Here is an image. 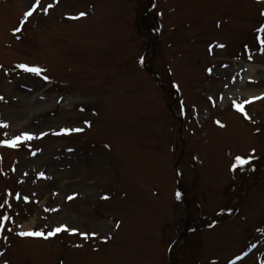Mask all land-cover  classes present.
Instances as JSON below:
<instances>
[{"label":"rangeland","instance_id":"rangeland-1","mask_svg":"<svg viewBox=\"0 0 264 264\" xmlns=\"http://www.w3.org/2000/svg\"><path fill=\"white\" fill-rule=\"evenodd\" d=\"M31 6L0 2V264H264V0Z\"/></svg>","mask_w":264,"mask_h":264},{"label":"snow or ice","instance_id":"snow-or-ice-1","mask_svg":"<svg viewBox=\"0 0 264 264\" xmlns=\"http://www.w3.org/2000/svg\"><path fill=\"white\" fill-rule=\"evenodd\" d=\"M59 3V0H55V3H50L47 4L46 6L41 7V0H34V6H31L30 9L28 11H26L24 13V17H31L33 15V13H36L38 9H40L41 11L44 12V14H48V11L52 8H54L56 6V4ZM87 13L85 12H81L79 13L78 16L76 17H69L70 19H78L80 17H84L86 16ZM26 22V20L24 21ZM22 27L23 25L17 27L16 29H14V32H19L22 31ZM261 31H264V29H262ZM219 47H225V45H219ZM143 62V61H141ZM2 67V66H0ZM20 68H22L25 72H31V73H35V74H40L42 71H44L43 69L36 67V66H29L27 64H21L19 65ZM209 73L212 72V69L209 68L208 69ZM45 79H48L47 76L44 77ZM264 97H256L255 99H262ZM4 97L0 96V100H3ZM212 99V98H210ZM221 100L223 99V96H221L220 98ZM249 103H251V101H248ZM213 106H215L216 101L212 100ZM234 106L236 107V109L240 112H243L245 117H247L248 119H251V117L248 116V113L244 111V107L242 104L240 103H235L234 102ZM216 124L219 125L221 128L226 127V125H224L220 120L216 121ZM4 128L8 127V124H3L2 125ZM91 126V125H89ZM83 129L80 128H66L63 130L64 133H71L73 131L79 132L82 131ZM47 133H44V135H46ZM6 135V134H5ZM35 138L34 134H30L28 132L23 133L22 135H16L15 138L13 139H8L4 141V144L7 145L8 147L11 148H16L18 147L23 141H31ZM35 154V153H33ZM250 163V160L245 158L244 156H237L235 158V164L233 166V171H236L237 168H242L245 165H248ZM41 176H43V173H40ZM9 195H11V193H9ZM16 199L19 200L20 196H16ZM25 200L28 199V197H24ZM73 199V197H69V200ZM3 220L4 221H9L10 217L8 215H4L3 216ZM117 227H119V224L117 225ZM9 231H11L12 229L9 228ZM0 231H3L2 229H0ZM78 230L77 229H71L69 228L67 225H62L59 227H56L54 230H51L47 233L43 232V231H19V236L22 237H38V238H43V239H48L49 237H55L57 234L59 233H63V232H71L73 234H75ZM85 236V238H88V234H83ZM91 235L96 236L98 235L97 233H92ZM105 242H107V238H105ZM83 245H77V247H82ZM3 253H0V256H2Z\"/></svg>","mask_w":264,"mask_h":264},{"label":"bare ground","instance_id":"bare-ground-1","mask_svg":"<svg viewBox=\"0 0 264 264\" xmlns=\"http://www.w3.org/2000/svg\"><path fill=\"white\" fill-rule=\"evenodd\" d=\"M250 68H251V70H253V67H251V66H249V68H248V71L250 70ZM250 72V71H249ZM248 72V75H245L244 77H243V81H246L248 78H249V76H250V73Z\"/></svg>","mask_w":264,"mask_h":264}]
</instances>
